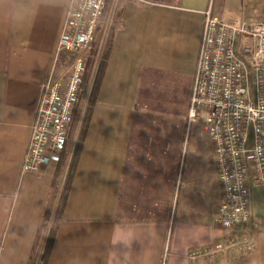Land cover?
<instances>
[{"label":"crops","instance_id":"obj_1","mask_svg":"<svg viewBox=\"0 0 264 264\" xmlns=\"http://www.w3.org/2000/svg\"><path fill=\"white\" fill-rule=\"evenodd\" d=\"M69 1L0 0V264H41L52 230L48 264H264V186L251 188L253 226H218L215 144L189 119L210 3L240 24L264 22V0H117L97 103L58 213L101 60L93 46L94 76L68 146L42 173H23V163L41 87L66 77L58 44ZM165 80L190 96L181 114L148 103V88ZM246 234L251 251L216 250Z\"/></svg>","mask_w":264,"mask_h":264},{"label":"built area","instance_id":"obj_2","mask_svg":"<svg viewBox=\"0 0 264 264\" xmlns=\"http://www.w3.org/2000/svg\"><path fill=\"white\" fill-rule=\"evenodd\" d=\"M108 0H70L58 50L77 54L71 73L41 87L23 173L39 174L58 160L79 101L87 59ZM207 114L205 129L215 144V166L222 188L216 223L228 232L254 225L251 188L264 186V22L232 24L216 15L213 3L204 25L194 75L190 121ZM247 235V234H246ZM252 236L218 243L217 251L249 252Z\"/></svg>","mask_w":264,"mask_h":264},{"label":"rangeland","instance_id":"obj_3","mask_svg":"<svg viewBox=\"0 0 264 264\" xmlns=\"http://www.w3.org/2000/svg\"><path fill=\"white\" fill-rule=\"evenodd\" d=\"M117 0H111V3L106 11V14L104 18L102 19L101 24L99 25L98 32L96 34V39H98V55L96 56V61L99 58V60L102 58V53L105 50V45L107 39H110L111 35V29L114 28L115 23L117 24L116 19L117 15L120 13V5L116 4ZM117 5L119 7H117ZM91 50H88L87 53H83L81 56L85 57V59L90 58ZM66 54L65 57H67V61L65 63V75H69L71 73V69L73 67V62H75L76 58L74 59V56L76 54H70V53H63ZM73 58V59H72ZM95 61V62H96ZM92 70V67H91ZM93 70L91 71V77L93 75ZM90 80V77H89ZM188 92V91H187ZM84 94V91L82 92V95ZM190 96L185 95V91H182L178 87H172L170 86L169 82L165 80L164 82H159L153 87L148 88V103L151 104L152 108L158 109L161 108L164 112H171V113H182L184 111V108L186 106V103L189 102ZM207 120V114L205 112L199 111V115L197 117V124L190 125L191 131L194 128H203L206 124ZM195 121V122H196ZM182 126V125H181Z\"/></svg>","mask_w":264,"mask_h":264},{"label":"trees","instance_id":"obj_4","mask_svg":"<svg viewBox=\"0 0 264 264\" xmlns=\"http://www.w3.org/2000/svg\"><path fill=\"white\" fill-rule=\"evenodd\" d=\"M110 3H111V0H108V4H107L106 10H105V14H106V11H107ZM105 14H104V16H105ZM110 32H111L110 37L112 38L115 35V32H116L115 31V26H114V28L111 29ZM111 43L112 42H110V45H111ZM92 46H93L92 54H93V56H96L97 52L95 50L99 46L98 45V39H96V38L94 39V42H93ZM109 48L110 47H108V50H105V52L103 53L102 58L100 60V63H99V67H98V70H97V73H96V77H95V80H94V83H93V86H92V89H91L90 97H89V100H88V103H87V106H86V109H85L83 121H82L81 126H80L78 139H77L76 145L74 147L72 161L70 163V166H69V169H68V172H67L66 185H65V189L63 191V194H62L60 202H59L58 213L62 212V210H63V208H64V206L66 204V201H67V192H68L69 184L71 183V179L74 176V172H75V169H76V164H77V161H78V158H79V153L81 151V148H82V145H83V141H84V139L86 137V134H87V130H88V127H89V124H90V121H91L93 109H94V107H95V105L97 103L99 89H100V86L102 84L103 76H104V73H105V69H106L107 61H108V57H109V51H110ZM94 63H95V61L93 59H91V58L88 59V62H87V65H86L85 74H84V78H83V84H82V90L81 91L88 90L87 86H88V83H89V77L91 76V71H92L91 67L93 66ZM80 112H81V104L78 103L77 106H76V109L74 111V119H73L74 125L77 124L78 121H79L78 117L80 116ZM54 236H55V231L52 230V232L50 234V239H49L50 241H48V243L46 244L45 251L40 257V263L41 264H48L50 253H51L52 241L54 239ZM36 252H37V250H36ZM36 252L34 251V254L32 255L33 258H35V259L37 258Z\"/></svg>","mask_w":264,"mask_h":264}]
</instances>
